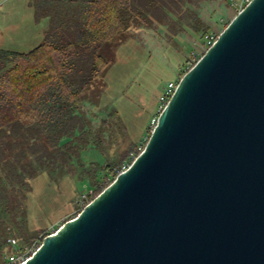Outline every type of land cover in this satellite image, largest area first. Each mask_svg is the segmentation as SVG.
Returning a JSON list of instances; mask_svg holds the SVG:
<instances>
[{
	"label": "water",
	"instance_id": "water-1",
	"mask_svg": "<svg viewBox=\"0 0 264 264\" xmlns=\"http://www.w3.org/2000/svg\"><path fill=\"white\" fill-rule=\"evenodd\" d=\"M21 264H264V0L178 78L129 166Z\"/></svg>",
	"mask_w": 264,
	"mask_h": 264
},
{
	"label": "trees",
	"instance_id": "trees-1",
	"mask_svg": "<svg viewBox=\"0 0 264 264\" xmlns=\"http://www.w3.org/2000/svg\"><path fill=\"white\" fill-rule=\"evenodd\" d=\"M197 2H59L51 5V9L48 7L50 28L34 48L27 52L0 48V199L9 207L0 211V218L4 219L0 251L9 246L8 238H15L21 248L35 240L41 242L50 233L48 228L64 203L60 195L63 177L68 174L85 177L95 196L119 172L129 152L143 147L145 141L141 137L149 134L148 124L160 94L154 102L156 95L152 98L148 124H143L137 139L127 151L121 152L118 160H110L109 153H104L108 149L100 148L101 142L93 137L89 119L79 109L82 95L102 82L115 59L113 48L116 50L126 41L132 27H149L154 20L167 21L170 31L175 33L189 27L203 39L210 27L185 6ZM98 95L93 100L97 101ZM105 117L99 128L124 132L126 123L116 108L111 106ZM21 133L30 135L32 142L11 141L13 135ZM87 147L99 151L103 161L90 162L92 171L82 172L80 168V174L76 175L80 153ZM98 171L101 178L95 175ZM35 182L42 183V191L35 198L37 203H32L31 215L26 210L27 194L34 191ZM5 256L2 255L3 259Z\"/></svg>",
	"mask_w": 264,
	"mask_h": 264
},
{
	"label": "rangeland",
	"instance_id": "rangeland-1",
	"mask_svg": "<svg viewBox=\"0 0 264 264\" xmlns=\"http://www.w3.org/2000/svg\"><path fill=\"white\" fill-rule=\"evenodd\" d=\"M27 1L0 0V5H2L0 9L1 48L25 51L39 38L28 37V43L31 42V44H21L19 42L25 36L21 33L27 32V36H30L33 30L39 31L48 26V19H42L36 22L37 28L33 26L27 28L28 21H31L29 17L32 16L26 7ZM226 1L198 0L196 4L186 3L185 6L196 12L210 27L208 33L218 34L237 13L226 4ZM150 24L149 27L137 26L129 29L126 41L116 50L113 48L116 53L114 62L111 64L112 68L109 67L98 86H93L83 93L80 101L79 109L84 117L89 119L93 137L101 142L100 148L108 149L104 153H109L110 160H118L121 152L127 151L130 143L137 139L140 130L143 129V124L145 122L148 124L146 120L148 112L151 111L153 96L156 95L153 98L154 102L169 81L178 80L192 66L189 64L192 55L198 54L200 57L205 50L202 45L203 39L195 36L189 27L176 30L174 33L169 30L167 21L162 23L154 20ZM13 31H16L15 34ZM95 94H99L97 101L93 100ZM111 106L116 108L126 123L123 133L116 129L99 128L101 119L106 118ZM137 111L140 113L138 114ZM147 135L149 134L142 135L141 140L145 141ZM11 141L19 144L32 142L30 135L26 133L13 135ZM131 152L120 164L119 171L123 163L129 161ZM92 161L101 164L103 156L96 149L87 147L80 153L78 159L80 166L77 168L76 175L80 174V168L82 172L83 170L92 171L93 166L89 165ZM95 175L101 178L99 171ZM41 184V182L32 183L34 191L27 194L26 210H29L31 215L32 203L34 205L37 203L35 198L41 190ZM60 184L62 186L60 195L63 196L64 203L61 204L60 212L54 219L53 225L48 228L50 232L78 211L82 206L80 204L81 194L91 188L85 177L71 174L63 177ZM6 207L8 206L0 199V211ZM3 220L0 218V232L3 231ZM10 252L9 246L0 251V263L3 261L2 255Z\"/></svg>",
	"mask_w": 264,
	"mask_h": 264
},
{
	"label": "built area",
	"instance_id": "built-area-1",
	"mask_svg": "<svg viewBox=\"0 0 264 264\" xmlns=\"http://www.w3.org/2000/svg\"><path fill=\"white\" fill-rule=\"evenodd\" d=\"M250 1L251 0H227V4L235 12H239ZM216 37H217V34H215V33L205 34L203 37V42H202L203 48L206 49L216 39ZM198 58H199L198 54H193L191 59H190L189 64L193 65ZM176 84H177V80L169 81L164 86L163 90L161 91V93L159 95L158 102H157L155 114L153 115V117L150 120L149 131H151L152 128L155 126L156 118H157L159 112L165 106V104H166L167 100L169 99V97L171 96V94L173 93ZM142 148L143 147H138V152H131L130 153L129 161L123 163L120 171L126 169L129 166V164L137 156V154L142 150ZM93 193L94 192H93L92 188L86 189L80 196V204L82 206H84L89 200H91L94 197ZM55 230L56 229H53L51 232H54ZM7 241H8L9 247L11 248V252L5 256V258L3 259V261L0 264H21L25 260H27L35 252V250L38 248V246L40 244V242H38V240H35V241H33V243L31 245H29V246L25 245V246L19 248L15 238H8Z\"/></svg>",
	"mask_w": 264,
	"mask_h": 264
},
{
	"label": "crops",
	"instance_id": "crops-1",
	"mask_svg": "<svg viewBox=\"0 0 264 264\" xmlns=\"http://www.w3.org/2000/svg\"><path fill=\"white\" fill-rule=\"evenodd\" d=\"M71 1H75V0H28L27 1V8L29 10V12L32 13V16L29 17V20L31 21H28L29 24H27V28L28 26H33L35 28H37V24L36 22L42 20V19H48L49 23H48V26L45 27V29H42V30H33L32 31V34H29L30 36H27L28 33L27 32H22L21 35H25L24 37H22L21 41L19 43L21 44H25V43H28L29 42V39L28 37H38V41L36 43H28V44H31L30 47H28V49H26L25 51H21L20 49H11V48H2V49H6V50H14V51H19V52H27L29 50H31L32 48H34L43 38V36L45 35V33L48 31V29L50 28V17L47 13L48 11V7L49 9L53 8V6L51 5H54L56 3H59V2H64V3H68L70 4ZM66 5V4H65ZM2 5H0V9H1ZM16 31H13V33L15 34ZM35 44V45H34ZM26 46V45H25ZM1 48V47H0Z\"/></svg>",
	"mask_w": 264,
	"mask_h": 264
}]
</instances>
